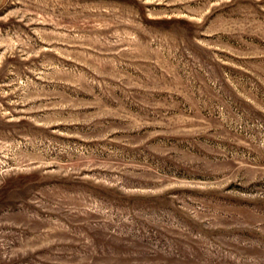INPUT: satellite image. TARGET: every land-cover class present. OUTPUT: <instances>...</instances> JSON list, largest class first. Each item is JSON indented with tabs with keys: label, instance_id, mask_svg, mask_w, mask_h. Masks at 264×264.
I'll use <instances>...</instances> for the list:
<instances>
[{
	"label": "rangeland",
	"instance_id": "374dc122",
	"mask_svg": "<svg viewBox=\"0 0 264 264\" xmlns=\"http://www.w3.org/2000/svg\"><path fill=\"white\" fill-rule=\"evenodd\" d=\"M0 264H264V0H0Z\"/></svg>",
	"mask_w": 264,
	"mask_h": 264
}]
</instances>
